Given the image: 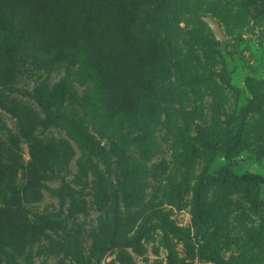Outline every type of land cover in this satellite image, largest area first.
<instances>
[{"label":"rangeland","instance_id":"obj_1","mask_svg":"<svg viewBox=\"0 0 264 264\" xmlns=\"http://www.w3.org/2000/svg\"><path fill=\"white\" fill-rule=\"evenodd\" d=\"M0 24V264H264V183L238 180L264 178V0H0Z\"/></svg>","mask_w":264,"mask_h":264},{"label":"trees","instance_id":"obj_2","mask_svg":"<svg viewBox=\"0 0 264 264\" xmlns=\"http://www.w3.org/2000/svg\"><path fill=\"white\" fill-rule=\"evenodd\" d=\"M15 20L20 21L21 17L18 14H15ZM0 28H1V24H0ZM43 166V155L40 151L34 149V147H31V149L29 150V161L26 163V165L24 163H22L21 169L23 170V172L32 175L36 172H38L40 170V168ZM229 177L231 178H235L237 179V177L235 175H233L232 173H229ZM208 179H212V178H206ZM238 180L240 181H245V182H257V183H264V178L260 177L256 174H247V175H243L238 177ZM203 181H200V184H202ZM196 209H197V223L200 225L202 223V219H203V210H202V205H201V201H200V196L197 195L196 197ZM111 245H114V242L110 243Z\"/></svg>","mask_w":264,"mask_h":264},{"label":"water","instance_id":"obj_3","mask_svg":"<svg viewBox=\"0 0 264 264\" xmlns=\"http://www.w3.org/2000/svg\"><path fill=\"white\" fill-rule=\"evenodd\" d=\"M206 24L208 25L209 29L212 32L213 37L216 40L222 41L224 40V36L221 33V31L219 30L218 25L210 18L205 19Z\"/></svg>","mask_w":264,"mask_h":264}]
</instances>
